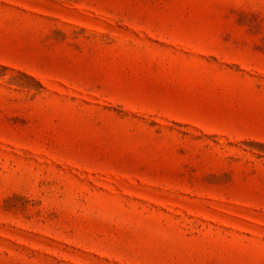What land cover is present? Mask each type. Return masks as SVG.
I'll return each mask as SVG.
<instances>
[{"label":"rangeland","instance_id":"374dc122","mask_svg":"<svg viewBox=\"0 0 264 264\" xmlns=\"http://www.w3.org/2000/svg\"><path fill=\"white\" fill-rule=\"evenodd\" d=\"M0 264H264V0H0Z\"/></svg>","mask_w":264,"mask_h":264}]
</instances>
